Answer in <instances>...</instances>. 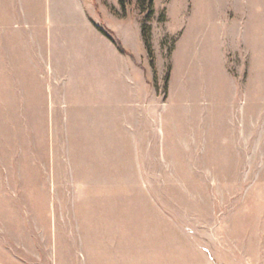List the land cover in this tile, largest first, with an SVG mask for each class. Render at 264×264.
<instances>
[{"label":"rangeland","instance_id":"obj_1","mask_svg":"<svg viewBox=\"0 0 264 264\" xmlns=\"http://www.w3.org/2000/svg\"><path fill=\"white\" fill-rule=\"evenodd\" d=\"M148 14L0 0V264H264V0Z\"/></svg>","mask_w":264,"mask_h":264},{"label":"trees","instance_id":"obj_2","mask_svg":"<svg viewBox=\"0 0 264 264\" xmlns=\"http://www.w3.org/2000/svg\"><path fill=\"white\" fill-rule=\"evenodd\" d=\"M140 4H143L145 2H147L148 4V7H149V14L148 16L150 17L153 13H154V3H155V0H137ZM122 8H126L127 6V0H119ZM98 29L100 30V32L105 35L109 40H111L118 48V50L123 53V54H129L131 56L132 59L133 58V55L131 53H128L127 50L125 49V47L123 46L122 42L116 38L110 31L108 30H105V29H102V28H99ZM143 38H144V43L146 44V46L148 47L149 51H150V47H151V40H150V27L147 26V24L145 23L143 25Z\"/></svg>","mask_w":264,"mask_h":264}]
</instances>
